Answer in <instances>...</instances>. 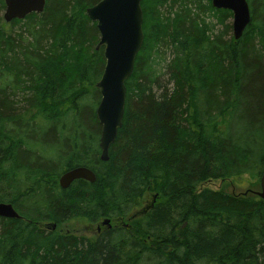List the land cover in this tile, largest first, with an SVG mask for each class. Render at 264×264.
Returning <instances> with one entry per match:
<instances>
[{
    "label": "trees",
    "instance_id": "trees-1",
    "mask_svg": "<svg viewBox=\"0 0 264 264\" xmlns=\"http://www.w3.org/2000/svg\"><path fill=\"white\" fill-rule=\"evenodd\" d=\"M100 0H46L5 22L0 0V264H264V200L203 187L264 173V0L233 13L212 0H142L144 42L126 80L122 126L101 159L96 83ZM94 182L59 183L69 169ZM159 200L135 216L144 195ZM133 214V215H132ZM129 218V223H121ZM110 224L87 236L47 225Z\"/></svg>",
    "mask_w": 264,
    "mask_h": 264
},
{
    "label": "water",
    "instance_id": "water-1",
    "mask_svg": "<svg viewBox=\"0 0 264 264\" xmlns=\"http://www.w3.org/2000/svg\"><path fill=\"white\" fill-rule=\"evenodd\" d=\"M142 0H100L86 13L96 22L100 33L97 49L104 48L105 67L96 88L100 102L96 114L101 125V159H109V149L122 126L126 104V80L132 75L136 57L144 42ZM5 22L23 19L29 13L43 12L46 0H5ZM216 8L228 9L233 13L234 38L239 39L249 23L251 12L247 0H212ZM96 180L93 170L78 166L64 172L59 179L60 186L67 188L74 180ZM264 200V173L260 179V190L252 191ZM0 216L19 218L20 214L11 203L0 202ZM109 223V219L103 221ZM50 226L56 228L55 223Z\"/></svg>",
    "mask_w": 264,
    "mask_h": 264
},
{
    "label": "rangeland",
    "instance_id": "rangeland-1",
    "mask_svg": "<svg viewBox=\"0 0 264 264\" xmlns=\"http://www.w3.org/2000/svg\"><path fill=\"white\" fill-rule=\"evenodd\" d=\"M232 35H233V29H232ZM256 181L257 180L252 179L249 175L244 174V175H239V176L231 177L227 179H212V180L205 182L203 184V187H208L213 190L224 191L225 193H230V194H242L248 189L256 190L258 188ZM156 200H159V195L153 191H148L144 195V200L141 206L137 209H134L133 214H135V216H138V214L142 213L150 203L155 202ZM103 221L104 220L99 221L98 223L90 224L89 222L85 220L74 219L65 224L59 225L57 229L53 228V230L55 229V230L62 231V232H73V233H78V234H84L87 236H92V235L97 234V232L100 231L98 227L102 229L104 227L109 226L110 224L116 223L115 221H113V222H109L108 224H104ZM121 221H122L121 223L125 224V223H129L130 219L127 217V218L122 219ZM47 227L52 229L50 224L47 225Z\"/></svg>",
    "mask_w": 264,
    "mask_h": 264
},
{
    "label": "bare ground",
    "instance_id": "bare-ground-1",
    "mask_svg": "<svg viewBox=\"0 0 264 264\" xmlns=\"http://www.w3.org/2000/svg\"><path fill=\"white\" fill-rule=\"evenodd\" d=\"M233 19V18H232ZM96 23V22H95ZM98 29V28H97ZM234 36V35H233ZM105 66V65H104ZM97 115V114H96ZM99 121V120H98ZM100 146V145H99ZM60 179V178H59Z\"/></svg>",
    "mask_w": 264,
    "mask_h": 264
},
{
    "label": "flooded vegetation",
    "instance_id": "flooded-vegetation-1",
    "mask_svg": "<svg viewBox=\"0 0 264 264\" xmlns=\"http://www.w3.org/2000/svg\"><path fill=\"white\" fill-rule=\"evenodd\" d=\"M98 229L100 230V227H98Z\"/></svg>",
    "mask_w": 264,
    "mask_h": 264
}]
</instances>
